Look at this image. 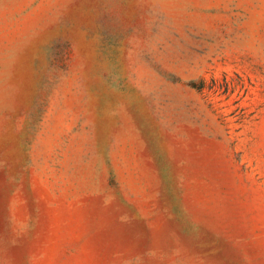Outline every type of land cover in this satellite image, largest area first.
Wrapping results in <instances>:
<instances>
[{"label":"rangeland","instance_id":"374dc122","mask_svg":"<svg viewBox=\"0 0 264 264\" xmlns=\"http://www.w3.org/2000/svg\"><path fill=\"white\" fill-rule=\"evenodd\" d=\"M0 264H264V0H0Z\"/></svg>","mask_w":264,"mask_h":264}]
</instances>
